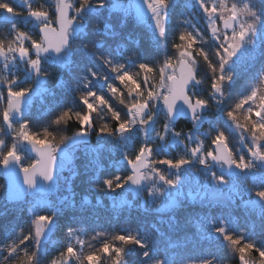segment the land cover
<instances>
[{
  "label": "snow or ice",
  "instance_id": "6c2138e0",
  "mask_svg": "<svg viewBox=\"0 0 264 264\" xmlns=\"http://www.w3.org/2000/svg\"><path fill=\"white\" fill-rule=\"evenodd\" d=\"M17 2L21 8L0 0V19L8 25L5 38L0 39V64L6 74L0 76V105H5L0 111V169L5 176H13L17 168L22 174L28 191L20 190L17 198L28 203L23 198L35 194L37 188L43 193L58 187L64 168L58 175L57 151H63L61 145L69 142L86 144V138L92 135L98 141L89 150L94 156L90 163L94 167L91 181L95 191L140 195L143 182L151 181L148 197L164 196L165 189H178L181 170L198 162L207 170L206 179L213 184L231 185L227 203L211 204L210 208L258 209L256 219L246 227H240L231 212H221L216 217L205 214L198 218V239L219 241L235 264H264V94L256 87L244 88L229 103L235 70L241 64L259 62V83L264 85V0L260 7L254 0H186L183 18L177 21L186 27L178 32L168 26L177 0H124L118 5H109L107 0ZM109 7L122 13L121 27L127 26L133 16L143 19L145 13L150 14L154 50L142 55L136 47L119 42L120 34L112 24L106 23L101 28L92 23L94 17ZM201 21L206 31L202 30ZM90 31H102L107 39L82 44V38ZM206 44L208 48L204 47ZM81 46L87 59L74 82L69 84L63 79L57 82L71 99L58 106L59 111L55 107L48 109V119L42 128H32L22 102L32 96L36 79L44 80L49 75L45 63L51 61L71 69L75 62L74 47ZM205 78L210 85L207 95L200 91ZM97 85L102 86L103 92L97 91ZM105 93L122 107L107 99ZM101 109L105 122L97 127L93 114H99ZM216 113L219 119L215 118ZM160 115L164 133L175 137L188 155L179 159L157 157V152L166 151V136L155 128ZM73 121L77 129L57 141L54 129L67 128ZM202 128L206 130L201 132ZM233 134L239 137L241 147L230 146ZM157 139L161 143L154 148ZM193 140L197 145L190 147ZM205 140H210L206 151ZM112 142L120 149L126 165L124 174H107L101 162V150ZM28 152L36 158L25 164L21 153ZM65 159L72 163L67 155ZM156 165L173 170L172 175H166ZM213 165L220 172L213 170ZM157 182L164 187L154 191ZM4 191L10 194L7 185ZM195 196L192 192L187 194L190 200ZM152 202L149 199L141 207L147 211V204ZM89 203L87 199L81 201V209ZM177 206L170 201L167 207ZM68 209H76L75 200L65 199L55 205L49 200L39 211L29 203L24 210L31 218L27 232L23 227L18 231H0V264H41L45 241L58 230V220ZM205 222L207 227L203 226ZM75 231L68 228L66 238L70 239ZM101 235L97 232L93 239ZM150 239L147 232L139 229L121 231L98 247L90 245L92 250L87 253L83 252L86 241L79 239V251L69 243L60 251L59 258L48 264H72L73 258L80 264H103L105 259H110L111 264H128L125 257L133 250H138V261L143 264H229L213 253L194 260H177L165 249L160 256L161 250ZM179 247L178 242L168 245Z\"/></svg>",
  "mask_w": 264,
  "mask_h": 264
},
{
  "label": "trees",
  "instance_id": "16d2710c",
  "mask_svg": "<svg viewBox=\"0 0 264 264\" xmlns=\"http://www.w3.org/2000/svg\"><path fill=\"white\" fill-rule=\"evenodd\" d=\"M108 1L109 0H107V3ZM7 2L11 3L14 7H22L16 0H7ZM41 2L42 0H33V3L35 4H39ZM185 3L186 0H177V7H174L172 10L168 26L173 32H178L179 30H182L183 27H186L177 23L178 20L183 18L182 14L185 11ZM254 3L257 7H260L262 0H254ZM121 17L122 13L119 9L109 7L103 9L99 16L94 17L92 23L99 25L101 28H103V25L106 23H110L113 25L115 31L120 34V43L125 44L129 48L136 47L142 55L152 52L154 50L152 43V29L140 23L135 16L128 20L127 26L121 27ZM200 24L202 30L206 31V26L203 24V21H201ZM21 26L23 27V25ZM7 27L8 25L0 19V39L5 38ZM101 38L107 39L103 36L102 31H90L88 36L82 38L81 43L91 45L93 41ZM204 47L208 48L209 45L206 44ZM74 52L75 62L71 69L62 68L60 65L49 61L44 65L49 75L44 80H40L39 78L36 79V83L34 85L36 89L33 91L30 101H28V103L23 107L26 110V114L29 115L32 121V128H42L48 119L46 111L53 107L59 111L58 106L67 104L68 100L71 99L67 90L59 88L57 86V82L58 80L63 79L69 84H72L77 74L81 71L84 62L87 59L86 50L82 46L78 49L74 47ZM259 68V62L254 65L243 63L236 68V75L231 88L232 95H230L231 98L229 99V103L232 102L231 99L234 100L237 97V94L240 93L242 89L248 88V90H251V87L255 84L256 79H259ZM2 75L6 74L3 71H0V76ZM67 79H69V81ZM237 87H239L238 92L237 90H232ZM97 91L103 92L102 86L97 85ZM200 91L203 95H207V92L210 91V85L206 78L204 84L200 86ZM51 93H55V95L53 96ZM105 95L106 98L117 107H122L117 101L112 100L111 97H107L106 93ZM4 106L5 105H0V111H2ZM103 111L104 110L101 109L99 114H93V119L97 127L105 122V120L102 119ZM214 116L216 119H219V113L214 114ZM162 123L163 116L160 115L157 118L156 125L158 126ZM0 124H2V116H0ZM76 129L77 124L75 121L71 122L67 128L61 126L59 129H54L57 135V141L62 135H72ZM205 130L206 129L202 128L201 132ZM160 143L161 142L157 139L152 146L156 148L158 147L157 145H160ZM97 144L98 142L96 141L95 136H90L88 145H86L85 148L78 149L77 153L73 155L74 157L72 158V163H67V168L64 169L63 176L60 177L58 187L54 186L51 192L46 195L35 194L33 196L26 197L24 200L28 203L23 201L19 203H10L4 200L5 181L0 169V231L4 229H14L18 231L21 227H23L24 231L27 232L31 218L24 210H26L29 203H31L34 207H37V210L39 211L41 204L39 205L36 199L42 200L43 203L50 200L54 205L60 204L65 199L69 202L75 200L76 209H68L65 213L61 214L58 220V230L52 234L53 237L59 238V246H55L52 243L53 241L50 239L51 237L47 239L44 245L45 254L41 264H48L51 259L59 258L60 251L63 250L67 244H69L67 243L68 238H66L65 235L68 228L76 229L71 237L75 240H86L89 233L96 234L97 232H101L102 234L106 233L107 235H104V237L110 240L113 234H117L121 231L139 229L142 233L147 232L150 235V243L154 244L161 250L159 253L160 256L164 255L165 249H167L169 256L175 255L177 260L187 258L194 260L202 255L213 253L221 259L228 261L229 264H235L234 258L222 248L219 241L209 243L198 239V218L203 217L205 214H211L213 217H216L219 216L221 212H224L225 214L231 212L232 217L238 218L239 226L246 227L251 220L256 219V209L241 208L239 206L224 209H212L209 207L212 203L198 202L195 199L190 200L187 197L184 198V196H182L183 198H181L179 205L176 208L164 211L161 210L158 212L157 207L163 202L164 198H160L155 195L149 198L147 188L143 190L141 196H133L132 194L126 192L124 193L123 191L118 193L95 191L93 190L94 185L91 181V177L94 174V167L90 163V161L94 159V156L89 150L91 148H95ZM111 145L112 146L109 147V144H105L104 148L101 150V162L107 174H124L126 165H124L121 160L120 149L118 147H114V142H112ZM196 145L197 141L193 140L189 146L195 147ZM209 145L210 140H205V151L208 149ZM230 146L233 149L241 147L239 145L238 136L235 134H233L232 139L230 140ZM61 147H65V145H61ZM165 148L166 151L161 150L156 153L158 158L179 159L188 155L186 148L172 137L166 138ZM21 155L23 157L22 162L25 164L29 162L30 158L35 159V157L29 152L21 153ZM156 167L160 168L166 175H172L173 170L167 169L166 166L156 165ZM213 170L217 171L214 166ZM206 171L207 170L203 166L199 165L198 162L193 163L191 166H185V168L181 170L182 179L179 185L182 192L184 188L182 181L184 179H189L190 181L191 175L193 174H197V181L194 182V185L202 190L205 181L207 182L210 180L206 179ZM163 187L164 186L158 182L155 184V188ZM167 190L170 189H165V191ZM139 197H141L142 201ZM85 199L90 201V203L82 210L80 207L81 201ZM149 199L153 202L147 204L148 210L145 211L141 205ZM134 200L139 201L134 203ZM238 203L239 201H237V204ZM170 217H174V219H170ZM257 223H259L258 220ZM203 226L207 227L206 222ZM257 231H259V229H257ZM186 238L187 243H185ZM60 239H64V242ZM102 240L100 242H102ZM172 242L180 243L181 247L168 248V245ZM73 246L78 251L81 249V247H78L75 243ZM84 249L85 247H83V251ZM138 254V250H133L129 253V255L125 257L128 264H143L142 261H138ZM72 264H77L75 258H73ZM103 264H111V260L105 259Z\"/></svg>",
  "mask_w": 264,
  "mask_h": 264
},
{
  "label": "rangeland",
  "instance_id": "374dc122",
  "mask_svg": "<svg viewBox=\"0 0 264 264\" xmlns=\"http://www.w3.org/2000/svg\"><path fill=\"white\" fill-rule=\"evenodd\" d=\"M122 2H124V0H109L108 1V4L109 5H112V4H117L118 5V4L122 3ZM114 9H118V8H114ZM169 21H170V19L168 20V22ZM140 23H142L143 25H145V26H147V27H149V28L152 29L153 22L151 21L150 17L147 18V19L141 20ZM221 31H223V30L221 29ZM0 71H2V64H0ZM67 80L69 81V79H67ZM253 87L258 88L260 90L261 94H264V85H261L259 83V79H256V82H255V84H253ZM238 88L239 87L234 88L232 90L233 91L237 90V92H238ZM35 89H36V87H34V91H35ZM230 98L231 97H229V99ZM29 101H30V99H29ZM155 128H156L157 131H160V132L164 133L163 123L160 124V125H158V126L155 125ZM151 135L154 136L155 133L153 132ZM164 135L166 136V138H169V137L175 138L170 133H164ZM86 139H87V143L86 144L85 143L69 142L67 145H65V147L70 148V154H71V157L72 158L74 157L73 155H75L77 153V150L78 149L85 148L86 145H88V143H89V137L86 138ZM96 141H97V139H96ZM238 141H239V137H238ZM106 144H109V147L112 146L111 143H106ZM239 145H240V143H239ZM157 146H159V145H157ZM67 163H68V161L65 158H63V157H60V158L57 159V174L58 175H59V172H60L61 167H63L64 169L67 168ZM145 171H147V170H145ZM195 181H197V174L191 175L190 181H189V179L188 180L187 179H184L182 181L183 182L182 185L184 187L183 188V192H182L181 187H179V189H175V190L170 189V190H167V191H165V195L164 196H158V197L164 198L163 202H165V201L168 200V198L170 196L176 195L178 197L179 201H180L181 198H183L182 196H184V198H186L187 197V194L189 192H192V193H195L196 194L195 200H197L198 202H201V198L203 197L205 199H203L202 202H209V203H212V204H216V203L226 204L227 201H228V199L230 198L231 185H228V186H218V185L213 184V182L211 180H208L207 182L205 181L204 187L201 190L197 186L194 185L195 184L194 183ZM152 186H153V183L151 181H145L143 183L144 189L145 188H148V187H152ZM154 189H155V187H154ZM140 196H141V194H140ZM4 197H5V194H4ZM139 198L142 201L141 197H139ZM246 198L247 197L245 196V199ZM36 201L39 203V205L40 204L41 205L43 204V201L42 200L36 199ZM138 201L139 200H134L133 202L135 203V202H138ZM256 210L258 211V209H256ZM94 236H96V234L89 233L88 238L85 240L86 242H85V244L83 246V247H85V249L83 251L84 253H87L88 251L92 250L90 248V245L91 246L98 247L99 244L101 243L100 241L102 239H103L102 241H104L106 239L103 234L101 236H99V237H96V239H93ZM50 237H51L50 239H52V241H53L52 243L55 246H59V238L53 237L52 235ZM60 240L61 241L63 240V242H64V239H60ZM78 240L79 239H76L75 240L73 238H70V239H68V242L67 243H71L72 245L75 243V245H77L78 247H81L80 244L77 242ZM76 262H77V264H80V261H77V259H76Z\"/></svg>",
  "mask_w": 264,
  "mask_h": 264
},
{
  "label": "water",
  "instance_id": "95a60500",
  "mask_svg": "<svg viewBox=\"0 0 264 264\" xmlns=\"http://www.w3.org/2000/svg\"><path fill=\"white\" fill-rule=\"evenodd\" d=\"M150 17V14H147V13H145V16L143 17V19H147V18H149ZM136 18V17H135ZM137 20H139V21H141V20H143V19H138V18H136ZM222 29V28H221ZM223 30V29H222ZM49 55H55V54H44V56H49ZM29 99H30V97L29 98H26L23 102H22V107H24L27 103H28V101H29ZM62 149H63V151H57V153H56V155H57V159L58 158H60V157H63V158H65V156L67 155L68 157H70L71 158V161H72V157H71V154H70V148H68V147H61ZM30 153V152H29ZM30 154H32L34 157H35V154L34 153H30ZM36 158V157H35ZM67 160V159H66ZM68 161V160H67ZM215 168H216V170L218 171V172H220V168L218 167V166H216V165H213ZM3 169H1V172H2V176H3V179H4V181H5V185H7L8 187H9V190H10V194H6L5 193V197H4V200L6 201V202H10V203H19V202H22V199H19V198H17V193L20 191V190H23L24 192H27L28 190L26 189V187L23 185V176H22V174H20L19 173V171H18V168L15 170V174L13 175V176H5V175H3ZM233 172H235V170L233 169L232 170ZM56 172H57V163H56ZM226 174V173H225ZM37 182H38V184H40L41 183V181H40V178L39 177H37ZM144 183V182H143ZM54 187V186H53ZM53 189V188H52ZM51 189V190H52ZM51 190L50 191H48V192H43V193H41L40 192V190H39V188H37L36 190H34V193L35 194H39V195H46V194H48L49 192H51ZM126 193H130V194H132L133 196H136V193L135 192H126ZM35 194H29V195H27V196H25L24 198H23V200L26 198V197H29V196H33V195H35ZM247 199V198H246ZM170 201H175L176 203H177V205H179V199H178V197L176 196V195H173V196H170L169 198H168V200L167 201H165V202H163V203H161L160 205H158V209H160V210H162V211H164V210H171V209H174V208H169V207H167L168 205H169V202ZM176 208V207H175Z\"/></svg>",
  "mask_w": 264,
  "mask_h": 264
}]
</instances>
